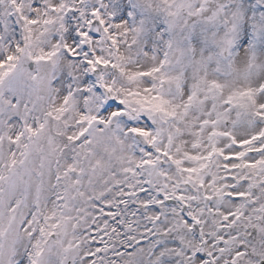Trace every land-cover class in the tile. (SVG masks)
Wrapping results in <instances>:
<instances>
[{
	"label": "snow or ice",
	"instance_id": "obj_1",
	"mask_svg": "<svg viewBox=\"0 0 264 264\" xmlns=\"http://www.w3.org/2000/svg\"><path fill=\"white\" fill-rule=\"evenodd\" d=\"M0 264H264V0H0Z\"/></svg>",
	"mask_w": 264,
	"mask_h": 264
}]
</instances>
